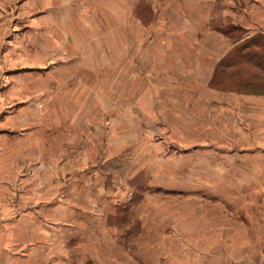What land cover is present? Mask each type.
I'll return each mask as SVG.
<instances>
[{
  "label": "rangeland",
  "instance_id": "obj_1",
  "mask_svg": "<svg viewBox=\"0 0 264 264\" xmlns=\"http://www.w3.org/2000/svg\"><path fill=\"white\" fill-rule=\"evenodd\" d=\"M250 51L264 0H0V264H264Z\"/></svg>",
  "mask_w": 264,
  "mask_h": 264
},
{
  "label": "trees",
  "instance_id": "obj_2",
  "mask_svg": "<svg viewBox=\"0 0 264 264\" xmlns=\"http://www.w3.org/2000/svg\"><path fill=\"white\" fill-rule=\"evenodd\" d=\"M247 48V47H246ZM244 56L247 60L253 61L255 65H257L260 69H264V57L259 55L256 51H250L249 53H245Z\"/></svg>",
  "mask_w": 264,
  "mask_h": 264
},
{
  "label": "crops",
  "instance_id": "obj_3",
  "mask_svg": "<svg viewBox=\"0 0 264 264\" xmlns=\"http://www.w3.org/2000/svg\"><path fill=\"white\" fill-rule=\"evenodd\" d=\"M250 35V34H249ZM228 39V38H227Z\"/></svg>",
  "mask_w": 264,
  "mask_h": 264
}]
</instances>
